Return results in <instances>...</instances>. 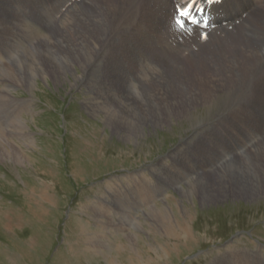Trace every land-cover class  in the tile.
Segmentation results:
<instances>
[{
    "label": "rangeland",
    "instance_id": "rangeland-1",
    "mask_svg": "<svg viewBox=\"0 0 264 264\" xmlns=\"http://www.w3.org/2000/svg\"><path fill=\"white\" fill-rule=\"evenodd\" d=\"M118 1L95 0V18L91 19L76 12L80 2L66 7V0H0L3 27L10 8H18L20 23L37 29L40 35L20 29L0 63L4 85L15 86V90H7L10 95L32 104L21 119L34 139V146H21L28 166L19 167L0 156V264H132L136 259L141 264H212L216 254L228 246L235 250L230 264H239L237 257L251 256L256 249L262 256L259 264H264V189L247 192L264 175V56L255 65L259 69L255 73L245 65L254 59L235 53H246V44L257 47L256 29L251 24L235 40L233 32L225 34L222 39L230 45L220 62L209 58L214 55L211 41L215 38L200 52L182 59L180 49L168 46L164 39V22L159 28L138 33L137 44L122 51L131 70L118 69L105 53L108 43L127 37L122 31H108L110 12ZM260 8L264 10L261 3ZM242 24L246 26L247 21ZM82 28L94 32L88 49L79 42L83 36L77 30ZM72 42L82 46V53L71 51ZM163 49L168 50L166 57ZM260 50L264 53V48ZM149 59L164 69V81L175 75L169 83H188V67L207 69L215 62L222 87L202 104L185 109L184 118H172L158 127L148 123L142 132L133 134L118 129L116 134L104 123L107 112L91 99H106L119 113L114 107L119 100L130 107L137 96H148L154 88L141 65ZM60 63L71 64L82 83L69 76L56 81L49 76ZM2 67L5 74L10 73L7 78ZM226 67L230 74L223 73ZM15 78L35 90L26 83L15 84ZM2 105L0 97V109ZM8 112L0 111V143L7 137L9 143L18 145L9 136L17 120ZM235 132H240L239 141ZM243 159L247 165L240 164ZM261 160L263 164L256 167ZM222 171L231 178L220 188L211 177ZM192 181L201 186L188 203L181 199L180 190L189 188ZM200 191H216L217 195L204 199L198 195ZM150 203L171 208L175 223L170 227L179 224L189 227L191 233L186 237L169 229L164 234L149 232L152 226L143 225L146 233L137 238V256L129 252L126 236L134 233L131 217L147 218ZM98 237L104 244L89 245L86 240L93 242ZM248 260L257 264L256 259Z\"/></svg>",
    "mask_w": 264,
    "mask_h": 264
},
{
    "label": "bare ground",
    "instance_id": "bare-ground-1",
    "mask_svg": "<svg viewBox=\"0 0 264 264\" xmlns=\"http://www.w3.org/2000/svg\"><path fill=\"white\" fill-rule=\"evenodd\" d=\"M66 1H67L66 5H68L71 0H66ZM79 2L82 4V6H81V4L78 3L79 6L77 7L76 12L78 14H84L85 17L94 19L95 18V13H94L95 0H80ZM227 2H228V10H229L228 13H229V15L232 16V18L238 19L243 14L247 15L246 18L243 20V21H247V25L244 26L242 24L243 23L242 22L238 27H236L233 30V33L235 35H233L231 38H234V40H235L236 38L242 37L241 33L244 32V30L251 29V24L254 26L253 28L256 29V32L258 33L257 39H256L257 47L249 46L248 44H246L245 45V48L247 50L246 53L242 52V51L235 52L236 54L247 55L249 57V59H254V62L252 64H250V63L245 64L243 61H240L236 57V59H238L240 61V63L247 65L248 68L253 69L254 72L257 73L259 71V69L255 65H258L261 61V58L264 56L263 51L260 50L261 48H264V10H261V8H260V3L262 5H264V0H228ZM75 3L76 2H74L73 4H75ZM170 4H171V0H120V1H118V4L110 12V27L108 28V31L112 30L118 34H120L119 32L122 31V32H124V34L127 37H125L123 39H119V40L112 42V43H108L106 45V52H105L106 56L111 57L112 60H110V61H112L113 63H114V61H116L115 65H118V69L125 68L128 71L131 70V68L129 66L130 61H123L122 51H124L127 48L137 44V36H138L139 32L145 31L147 28H159L162 24H164V22H166L167 17H168ZM249 17L251 19L250 22H249ZM20 20H21V17H20V13H19L18 8H10L9 15L7 17V22H6L5 26L3 27L0 24V63H2V61L4 59V54H3L4 50L5 49H11L13 47L15 40L19 36L20 29L23 32L25 30L27 33H33V35H35V37L40 36L37 29L25 26L24 24L20 23ZM92 22L96 23V20H92ZM103 24L105 27H107V25H108L107 23L106 24L103 23ZM42 31H44V30L42 29ZM77 32L80 34V35H78L80 38H81V36H83V38L80 39L79 42L82 43V46H84L85 49H88L92 45V41H94L92 39V36H91L94 34V32L93 31H87L85 28H82V30H77ZM211 43L214 45V50H213L214 55H210L209 58H211L212 60L216 59V60H219L221 62L222 57L226 58V54L224 52V49L227 48L230 45V43L228 42L227 39H214L211 41ZM82 46L75 45V43H73V42L69 44L71 51L75 54L82 53ZM147 55H149V54H147ZM162 55H163V57H166L168 55V50L163 49ZM188 58H192V57L188 56ZM106 64H107V62H106ZM217 66H218V64H216L214 62L213 67H211V68L208 67L207 69H204V68L194 69L193 67H188V70L191 68L188 71V83H182V82H177V81H175L173 83H169V78H173L175 75L169 76V78L166 81H164V78H165L164 69L156 63L155 59H149L148 61H146L145 63H143L141 65L142 70L145 71V73H146V78H147L148 83L150 84V86L152 88H154L152 93L148 94V96H145V97L137 96L135 101L131 105L129 103L130 107L124 105L122 103L123 101L119 100V103L117 104L118 106H116V105L114 106L119 111V113H117L114 108H111L112 104L110 102H108L106 99L101 100L98 97H93V99H91V101H93L94 104L98 103L107 112V115L104 118V121H105L104 123H105L106 127L113 130L114 133L117 134L118 129H122V130L126 131L128 134H133L136 131L142 132L145 129L144 127L148 126V123H150L154 127H158L160 124H166V122L170 121L172 118H175V119L184 118L185 115L187 114L185 109L189 110L191 108H194L195 106L202 104L205 97H209L211 94L218 92L219 89H221L222 85L220 84L219 79L217 78V77H221V71H219ZM1 69L3 71L4 76L7 78L6 74L9 75L10 73H8L6 71V74H5L3 67ZM36 69L38 71V68H36ZM262 70L264 71V67L262 68ZM76 72H77V70H76ZM223 73H229L230 74L231 72H230V69L228 67H226L225 70L223 71ZM49 76H54L55 81L57 79L58 80L59 79L65 80V78H68L67 76L72 78V80H74L75 83H77L79 81V79L81 81V76H78V73L77 74L75 73L73 66L69 63H60L58 68H52ZM63 76H65V78ZM15 77H18V75L15 74ZM39 79L40 80H47L44 77H41ZM35 80L36 79H34L31 82V84ZM13 81H15L14 82L15 84H19V85L26 83L28 88H32L28 84V82H25L22 79L18 80V78H15V79H13ZM48 81H51V80L48 79ZM55 81H54V83H56ZM81 83H82V81H81ZM4 84H5V82L2 78V75L0 74V97H1V101L3 103L0 111L2 110L4 112V114H6V115H8V113H10L8 111H11L12 113H14V116L16 117L17 122L16 123L14 122V125H13L14 128L12 130H9V131H11L9 136L12 137L14 140H16L18 142V145H16V143H14V142L9 143L7 141V137L3 138L1 135V137L5 140L2 143H0V156L7 157V159H9V161L10 160L13 161L15 163V165H18L19 167L20 166L26 167V166H28L27 164H29V159L24 154L26 151L24 152V150L21 149V146L26 147V148L29 146H32V145L34 146V144H33L34 139L32 137V133H30L28 131L29 128L26 127L25 124L23 125L24 120L21 119V114L26 111V107H28V106L30 107L32 104H31L30 100L23 101V100H19V99L14 98L13 96H11L7 90L8 89L15 90V86L14 87L9 86V85L5 86ZM179 85H180V88L178 90ZM220 85H221V87H220ZM32 89L35 90V88H32ZM5 90L7 91V94H4ZM130 91L132 92V94H134L132 88ZM1 93L3 95H1ZM101 95H102V93H101ZM89 104L92 106L91 103H88V105ZM29 110L27 112H29ZM15 112L17 113L16 115H15ZM113 112H115V113H113ZM130 119H134V122L131 121ZM235 139H236V141L240 140V132H237V133L235 132ZM212 141H213L212 138L206 137L207 143H212ZM195 143H196V140L194 141V143L192 145L190 144V146L191 147L194 146ZM180 151H182V150H180ZM183 151H184V149H183ZM240 164L242 166L247 165L246 160L243 159L240 162ZM261 164H263V160H261L260 163L256 164V167L260 166ZM247 168H249V167H247ZM134 178H136V176ZM211 178H212L213 183H215L216 185H218L221 188V186H223L227 183V180L230 179L231 176L228 173L222 171L218 174H214ZM196 181H197V179H196ZM122 182H124V181H122ZM129 184H130V182H129ZM195 184H197V183H194L192 181L191 184L189 183V185H188L189 188H187L186 190H184L183 188L180 187L181 188V190H180L181 191L180 192L181 199H183L184 201L188 200L187 201L188 203H190L193 200V198L196 196V191L198 189V186H201L199 184H197V185H195ZM126 185H127V182H126ZM124 188H126V187H124ZM258 189H264V175H262L260 177V179L258 180V184H255V186H252L251 189L248 188L247 192L250 193V192L256 191ZM147 192L149 194V191H147ZM144 193L145 192H143V194ZM199 193H198V195H200L204 199H208V198H211V197H214L217 195L216 191H200ZM138 195H140V194L138 193ZM144 196H145V194H144ZM146 197H147V195H146ZM140 198H142V197H140ZM148 198H149V196H148ZM141 201H143V199ZM164 202H165V199H164ZM102 204H104V202ZM149 205H150L149 210H148V212L146 211L147 218L136 219V217H135L132 219V217H131V220H130L131 224H130V222L127 221L130 224V227L133 228V232H134V233H131V235L129 234L128 236H126V240L128 242L127 247L130 250L129 252H131V253L134 252V254L137 256H138L137 249H136V242H138L137 238H138L139 234L141 235V234L146 233L143 225L150 224L152 226L151 228L147 229V231H149V232L154 230V231H157L158 233H159V231L162 233L163 232L166 233L165 231L167 229H169V231L176 230V233H181L183 236H186V237L191 233L189 227L186 228L184 226V228H183V226L179 225V224H175L173 228L170 227L171 222L175 223V218L172 217L171 208H169L168 206L157 207L156 205H153L151 203ZM97 206H98V204H97ZM97 208H99V207H97ZM92 209H93V207H92ZM141 209H142V207H141ZM15 210H16V208H15ZM98 212H99V209H98ZM185 212H186V210H185ZM99 213H101V211ZM10 219H12V218H10ZM158 221H159V223H158ZM101 227H102V225H101ZM125 234H127V233H125ZM118 235L119 234H117V236ZM169 235H171V233ZM182 235H181V237H182ZM176 236H178V235H176ZM93 237H95V236H93ZM93 239H94V241H93L94 243L90 239H88V238L86 239L89 245L90 244H97V242L101 243V241H102L100 237L93 238ZM101 244H104V243H101ZM234 252H235V250L232 249V247L228 246L226 248V251L224 250L223 253H221V251H220L219 254L218 253L216 254V256L217 255L218 256L217 257L215 256V259L212 261V264H223L224 262L228 261L229 258L232 257ZM239 253L240 252H236V255ZM117 254L119 255L120 253H117ZM250 255L251 256H249L248 254L240 255L239 257H237L236 263L239 262V264H249L248 259H256V263L259 264V261L262 258L260 251L258 249H256L255 251H251ZM167 257H168V255H167ZM107 258H109V257H107ZM106 261H107V259H106ZM141 261H139V260L137 261V259H136V262L132 263V264H141L140 263ZM230 263L231 262L228 261L226 264H230ZM110 264H121V263H118L117 261H112V263H110Z\"/></svg>",
    "mask_w": 264,
    "mask_h": 264
},
{
    "label": "snow or ice",
    "instance_id": "snow-or-ice-1",
    "mask_svg": "<svg viewBox=\"0 0 264 264\" xmlns=\"http://www.w3.org/2000/svg\"><path fill=\"white\" fill-rule=\"evenodd\" d=\"M220 0H206V3L209 4H215V3H219ZM196 3V0H191V3L188 5V7H185L183 9L179 10V15L176 17V23L177 25L180 27V29H184V21L183 19H181V17H187L190 15L189 13V8L194 7ZM202 11V9H201ZM193 23H197V21L193 20Z\"/></svg>",
    "mask_w": 264,
    "mask_h": 264
}]
</instances>
